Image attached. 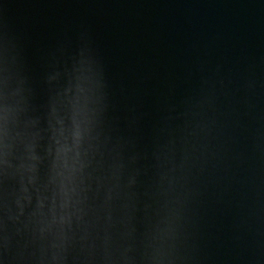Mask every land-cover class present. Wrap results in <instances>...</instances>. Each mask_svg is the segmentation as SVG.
<instances>
[{"label": "water", "instance_id": "obj_1", "mask_svg": "<svg viewBox=\"0 0 264 264\" xmlns=\"http://www.w3.org/2000/svg\"><path fill=\"white\" fill-rule=\"evenodd\" d=\"M0 44L12 163L40 157L18 223L21 177L0 172L5 264H264V0H0ZM78 85L86 167L70 226L41 241L25 225Z\"/></svg>", "mask_w": 264, "mask_h": 264}, {"label": "clouds", "instance_id": "obj_2", "mask_svg": "<svg viewBox=\"0 0 264 264\" xmlns=\"http://www.w3.org/2000/svg\"><path fill=\"white\" fill-rule=\"evenodd\" d=\"M6 47L0 44V172L5 176L18 174L21 177V196L17 201L20 211L15 217L19 222V217L24 215V205L21 200L31 204L32 196L29 186L34 187L37 183V165L40 157L36 155L35 144H24V155L19 158V165L12 163L17 157L14 155V148L21 137L14 134L16 125L17 107L10 100H13L19 91L9 93L10 75L6 60ZM70 91V90H69ZM77 96L69 101L70 114L65 119L60 118L53 109L50 128L52 130V144L48 149L51 157L50 175L47 189L51 191V196L37 195L36 205L31 212L29 222L25 225L33 226V236L43 241L48 235L53 233V229L63 232L65 225L70 226L74 198L78 196L77 186L83 174L86 164L83 157L87 155L84 145L91 138L94 121L89 118L87 97L83 103L81 97L84 90L76 88ZM94 114V113H93ZM22 142V141H21ZM78 202V201H76ZM0 251L6 253L9 246L6 224L0 228ZM58 257L53 256V260ZM0 264H5L0 257ZM155 264H163V261H156ZM169 264H172L169 261Z\"/></svg>", "mask_w": 264, "mask_h": 264}]
</instances>
